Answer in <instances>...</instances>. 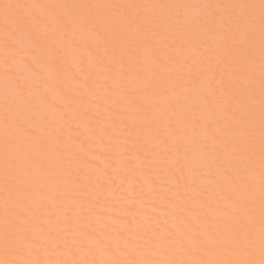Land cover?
I'll list each match as a JSON object with an SVG mask.
<instances>
[{
  "label": "rangeland",
  "instance_id": "374dc122",
  "mask_svg": "<svg viewBox=\"0 0 264 264\" xmlns=\"http://www.w3.org/2000/svg\"><path fill=\"white\" fill-rule=\"evenodd\" d=\"M0 192V264L255 263L264 0H0Z\"/></svg>",
  "mask_w": 264,
  "mask_h": 264
},
{
  "label": "bare ground",
  "instance_id": "6f19581e",
  "mask_svg": "<svg viewBox=\"0 0 264 264\" xmlns=\"http://www.w3.org/2000/svg\"><path fill=\"white\" fill-rule=\"evenodd\" d=\"M80 96H81V95H80ZM27 112H28V111H27ZM30 113H31V112H30ZM26 115H28V114H26ZM28 117H29V116H28ZM30 117H31V116H30ZM132 137H133V136H132ZM135 140H136V139H135ZM134 144H135V143H134ZM100 153H101V152H100ZM114 156H115V155H114ZM107 158H108V157H107ZM113 160H114V159H113ZM103 162H104V161H103ZM98 163H99V162H98ZM112 163H114V162L112 161ZM99 165H100V164H99ZM105 165H107V164H105ZM96 166H97V165H96ZM97 167H98V166H97ZM105 167H106V166H105ZM108 168H109V167H108ZM114 168H116V167H114ZM83 169H84V168H83ZM73 171H74V170H73ZM82 171H83V170H82ZM116 171H117V170H116ZM79 173H80V172H79ZM108 173H109V172H108ZM111 174H112V173H111ZM113 174H114V172H113ZM71 175H72V174H71ZM93 175H94V174H93ZM232 175H233V173H232ZM67 176H68V175H67ZM69 176H70V175H69ZM78 176H79V175H78ZM78 176H77V178H78ZM86 176H87V175H86ZM91 176H92V175H91ZM247 176H248V174H247ZM92 177H93V176H92ZM108 177H109V176H108ZM71 178H73V177H71ZM71 178H70V179H71ZM235 178H236V177H234V179H235ZM248 178H249V177H248ZM93 179H94V178H93ZM93 179H92V180H93ZM110 179H111V177H110ZM67 180H68V178H67ZM67 180H66V181H67ZM88 180H89V179H88ZM105 180H108V179H105ZM113 180H114V179H113ZM116 180H117V179H116ZM80 181H81V180H80ZM82 181H83V180H82ZM96 181H97V180H96ZM63 182H64V181H63ZM67 182H68V181H67ZM83 182H84V181H83ZM97 182H98V181H97ZM228 182H229V181H228ZM95 183H96V182H95ZM95 183L93 182L94 186H95ZM111 183H112V182H111ZM116 183H117V182H116ZM102 184H103V183H102ZM104 184H106V183H104ZM119 184H121V183H119ZM83 185H84V184H83ZM89 185H90V183H89ZM98 185H99V184H98ZM100 185H101V184H100ZM81 186H82V185H81ZM91 186H92V185H91ZM123 186H124V185H122V187H123ZM89 187H90V186H89ZM113 187H114V186H113ZM118 187H120V186H118ZM90 188H91V187H90ZM97 188H98V190H100V189H99V186H98ZM85 189H86V188H85ZM85 189H84V190H85ZM119 189H120V188H118V191H119ZM70 190H71V189H70ZM84 190H83V191H84ZM101 190H102V189H101ZM137 190H138V189H137ZM88 191H89V190H88ZM88 191H86V193H87ZM90 191H91V190H90ZM103 192H104V191H103ZM105 192H106V191H105ZM105 192H104V194H105ZM0 193H1V192H0ZM79 193H80V192H79ZM93 193H94V191H93ZM93 193H92V194H93ZM257 193H258V192H257ZM87 194H88V193H87ZM5 195H7V194H5ZM90 195H91V194H90ZM98 195H99V194H98ZM81 196H82V195H81ZM104 196H105V195H104ZM258 196H259V195H258ZM11 197H12V196H11ZM93 197H94V195H93ZM102 197H103V194H102ZM84 198H85V196H84ZM89 198H90V197H89ZM89 198H88V199H89ZM256 198H257V197H256ZM16 199H17V198H16ZM92 199H93V198H92ZM94 199H95V198H94ZM232 199H233V198H232ZM237 199H238V198H237ZM72 200H73V199H72ZM83 200H84V199H83ZM22 201H23V200H22ZM254 201H255V199H254ZM2 202H3V201H2ZM24 202H25V201H24ZM76 202H77V201H76ZM92 202H93V201H92ZM237 202H238V201H237ZM240 202H241V201H240ZM240 202H238V203H240ZM19 203H20V202H19ZM74 203H75V202H74ZM86 203H87V202H86ZM98 203H100V202H98ZM77 204H78V203H77ZM81 204H82V203H81ZM84 204H85V203H84ZM6 205H7V204H6ZM15 205H16V204H15ZM67 205H68V204H67ZM95 205H96V204H95ZM100 205H101V203H100ZM108 205H109V204H108ZM108 205H106V207H107ZM256 205H257V204H256ZM68 206H69V205H68ZM85 206H86V205H85ZM16 207H17V206H16ZM83 207H84V206H83ZM101 207H102V206H101ZM13 208H14V207H13ZM104 208H105V207H104ZM104 208H103V209H104ZM107 208H109V206H108ZM252 208H253V207H252ZM254 208L256 209V207H254ZM94 209H95V208H94ZM257 209H258V208H257ZM15 210H16V209H15ZM15 210H14V211H15ZM21 210H22V208H21ZM65 210H66V209H65ZM84 210H85V208H84ZM90 210H92V209H90ZM253 210H254V209H253ZM52 211H53V210H52ZM54 211H55V210H54ZM62 211H63V210H62ZM68 211H69V209H68ZM88 211H89V210H88ZM107 211H108V210H107ZM107 211H106V212H107ZM216 211H218V210H216ZM232 211H233V210H232ZM1 212H2V211H1ZM1 212H0V213H1ZM9 212H10V211H9ZM17 212H18V211H17ZM55 212H56V211H55ZM66 212H67V211H66ZM92 212H93V211H92ZM100 212H101V211H100ZM103 212H104V211H103ZM220 212L223 213L224 211H221V210H220ZM254 212H255V211H254ZM51 213H52V212H51ZM60 213H61V212H60ZM74 213H76V212H74ZM79 213H81V212H79ZM83 213H85V212H83ZM87 213H89V212H87ZM107 213H108V212H107ZM116 213H117V212H116ZM225 213H226V212H225ZM232 213H234V212H232ZM235 213H236V211H235ZM255 213H256V212H255ZM70 214H71V213H70ZM103 214H104V213H103ZM108 214H109V213H108ZM230 214H231V213H230ZM236 214H237V213H236ZM239 214H240V213H239ZM18 215H19V214H18ZM25 215H26V214H25ZM61 215H62V214H61ZM61 215H60V216H61ZM92 215H93V213H92ZM97 215H98V214H97ZM110 215H111V214H110ZM223 215H224V214H223ZM228 215H229V214H228ZM256 215H257V214H256ZM258 215H259V214H258ZM258 215H257V217H258ZM2 216H4V215H2ZM32 216H33V215H32ZM58 216H59V215H58ZM70 216H71V215H70ZM233 216H234V215H233ZM233 216H232V217H233ZM239 216H240V215H239ZM9 217H10V216H9ZM62 217H63V216H62ZM64 217H65V214H64ZM64 217H63V218H64ZM86 217H87V216H86ZM99 217H100V216H99ZM110 217H111V216H110ZM224 217H225V215H224ZM235 217H236V216H235ZM240 217H241V216H240ZM259 217H261V216L259 215ZM15 218H16V217H15ZM50 218H51V217H50ZM58 218H60V217H58ZM100 218H102V217H100ZM107 218H108V216H107ZM107 218H106V220H107ZM225 218H226V217H225ZM242 218H243V217H242ZM247 218H248V217H247ZM249 218H250V220H247V221H251L252 217L249 216ZM9 219H10V218H9ZM52 219H53V218H52ZM64 219H65V218H64ZM94 219H95V218H94ZM98 219H99V218H98ZM235 219H236V218H235ZM253 219H254V218H253ZM256 219H258V218H255L254 220H256ZM77 220H78V218L75 219V222H77ZM114 220H115V219H114ZM240 220H241V218H240ZM261 220H262V219L260 218V222H261ZM66 221L68 222V220H66ZM82 221H83V220H82ZM95 221H96V220H95ZM218 221H220V220H218ZM225 221H226V220H225ZM230 221H232V220H230ZM245 221H246V220H245ZM19 222H20V221H19ZM54 222H55V221H54ZM62 222H63V221H62ZM97 222H99V221H97ZM252 222H256V223H257V221H252ZM258 222H259V220H258ZM16 223H17V222H16ZM63 223H64V222H63ZM82 223H83V222H82ZM82 223H81V224H82ZM86 223H87V222H86ZM86 223H85V224H86ZM92 223H93V222H92ZM92 223H91V224H92ZM107 223H109V222H107ZM242 223H243V222H242ZM250 223H251V222H250ZM31 224H32V223H31ZM49 224H50V222H49ZM79 224H80V223H79ZM91 224H90V225H91ZM220 224H221V222H220ZM224 224H225V223H224ZM245 224H247V222H245ZM251 224H252V223H251ZM251 224L248 223L247 225H251ZM254 224H255V223H254ZM261 224H262V223H261ZM22 225H23V224H22ZM62 225H63V224H62ZM70 225H72V223H71ZM95 225L97 226V223H96ZM99 225H100V224H99ZM232 225H233V223H232ZM234 225H235V224H234ZM247 225H245V226H247ZM255 225H256V224H255ZM16 226H17V225H16ZM54 226H55V225H54ZM56 226H57V225H56ZM68 226H69V225H68ZM76 226H77V224H76ZM79 226H80V225H79ZM84 226H85V225H84ZM88 226H89V225H88ZM93 226H94V225H93ZM93 226H92V227H93ZM113 226H115V225H113ZM241 226H242V225H241ZM4 227H5V226H4ZM57 227H58V226H57ZM85 227H86V226H85ZM228 227H229V226H228ZM236 227H237V226H236ZM250 227H251V228H254V227H252V226H250ZM16 228H17V227H16ZM35 228H36V226H35ZM214 228H215V227H214ZM224 228H225V227H224ZM226 228H227V226H226ZM229 228L232 229L231 226H230ZM229 228H228V229H229ZM239 228H240V227H239ZM242 228H243V226H242ZM245 228L248 229V230H246V231H251V229L249 230V228H247V227H245ZM245 228H244V229H245ZM260 228H261V226H259V227H258V225L256 226V230L258 229V230H257L258 232H259V229H260ZM48 229H49V227H48ZM54 229H55V228H54ZM60 229H61V228H60ZM74 229H75V228H74ZM74 229H73V230H74ZM83 229H84V228H83ZM89 229H90V228H89ZM240 229H241V228H240ZM120 230H121V229H120ZM238 230H239V229H238ZM57 231H58V230H57ZM83 231H84V230H83ZM83 231H81V232H83ZM87 231H88V230H87ZM93 231H94V228H93ZM93 231H92V233H93ZM218 231H219V229H218ZM218 231H217V232H218ZM233 231H235V229H233ZM239 231H240V230H239ZM242 231H243V230H242ZM246 231H244V233H245ZM257 231L254 230V231H253L254 234H255ZM76 232H78V229H77ZM167 232H168V231H167ZM235 232H236V231H235ZM258 232L256 233V234H257V238L259 237V236H258ZM261 232H262V231H261ZM56 233H58V232H56ZM70 233H71V230H70ZM79 233H80V232H79ZM92 233H91V234H92ZM112 233H113V232H112ZM226 233H227V232H226ZM248 233H251V232H248ZM34 234H35V233H34ZM52 234H53V233H52ZM80 234H81V233H80ZM93 234H94V233H93ZM174 234H175V233H174ZM178 234H179V233H178ZM205 234H206V233H205ZM212 234H213V233H212ZM212 234H211V235H212ZM220 234H221V233H220ZM236 234H237V233H236ZM239 234H241V233H239ZM260 234L262 235V233H260ZM35 235H36V234H35ZM35 235H34V236H35ZM72 235H73V234H72ZM86 235H87V234H86ZM94 235H96V234H94ZM98 235H99V234H98ZM171 235H172V234H171ZM248 235H249V234H248ZM250 235H252V233H251ZM261 235H260V236H261ZM50 236H51V235H50ZM56 236H57V235H56ZM78 236H79V234H78ZM82 236H83V235H82ZM100 236L103 237L102 235H100ZM168 236H169V235H168ZM174 236H175V235H174ZM221 236H222V235H221ZM221 236H220V237H221ZM227 236H228V235H227ZM227 236H226V237H227ZM233 236H235V235H233ZM233 236H232V237H233ZM240 236H241V235H240ZM242 236H243V235H242ZM252 236L256 237V235H252ZM263 236H264V234H263ZM43 237H44V236H43ZM53 237H54V235H53ZM68 237H69V235H68ZM84 237H85V236H84ZM87 237H88V236H87ZM95 237H96V236H95ZM169 237H170V236H169ZM177 237H178V236H177ZM229 237H231V234H230ZM229 237H227V238H229ZM232 237H231V238H232ZM243 237H246L245 234H244ZM248 237H249V236H248ZM250 237H251V236H250ZM261 237H262V236H261ZM81 238H83V237H81ZM88 238H89V237H88ZM93 238H94V236H93ZM112 238H113V237H112ZM208 238H209V237H207V239H208ZM217 238H218V237H217ZM223 238H224V237L222 236V239H223ZM227 238H225V240H222L221 238H219V239H221V242H222V241L225 242V241H227ZM231 238H230V239H231ZM257 238H253V239H255V240L258 241V239H259L260 237H259L258 239H257ZM23 239H24V238H23ZM27 239H28V238H27ZM30 239H31V238H30ZM67 239H68V238H66V240H67ZM91 239H92V237H91ZM94 239H95V238H94ZM102 239H103V238H102ZM109 239H111V238H109ZM173 239H174V238H173ZM178 239H180V238H178ZM212 239H215V238H212ZM219 239H218V240H219ZM230 239H229V242H230ZM239 239H240V238H239ZM243 239L245 240V238H243ZM243 239H242V240H243ZM246 239H249V238L246 237ZM263 239H264V238H263ZM86 240H88V239L86 238ZM86 240H85V242H86ZM92 240H93V239H92ZM92 240H91V241H92ZM95 240H96V239H95ZM97 240H98V239H97ZM97 240H96V241H97ZM132 240H133V239H132ZM171 240H172V239H171ZM185 240H186V239H185ZM234 240L237 241V239H235V238H234ZM234 240H232V241H234ZM250 240H251V239H250ZM255 240H254V241H253V240L250 241L251 243H248L247 245L249 246V244H250V246H251L253 242H255V243L258 244V242L255 241ZM259 240H260V239H259ZM261 240H262V239H261ZM261 240H260V241H261ZM31 241H32V240H31ZM31 241H30V242H31ZM33 241H34V240H33ZM47 241H48V239H47ZM100 241H101V239H100ZM172 241H173V240H172ZM174 241H175V240H174ZM174 241H173V242H174ZM181 241H184V240H181ZM188 241H189V240H188ZM188 241H187V242H188ZM238 241H239V240H238ZM246 241H249V240H246ZM263 241H264V240H263ZM27 242H28V241H27ZM48 242H49V241H48ZM85 242H84V243H85ZM88 242H89V241H88ZM92 242H95V241L93 240ZM185 242H186V241H185ZM212 242H214V241H212ZM221 242H220V243H221ZM229 242H228V243H229ZM20 243H21V242H20ZM22 243H24V242H22ZM33 243H34V242H33ZM42 243H43V242H42ZM45 243H46V242H45ZM98 243H99V242H98ZM208 243H209V242H208ZM234 243H236V242H234ZM238 243H239V242H237V244H238ZM261 243H262V241H261ZM37 244H38V243H37ZM43 244H44V243H43ZM82 244H83V242H82ZM86 244H87V242H86ZM92 244H93V243H92ZM92 244H91V245H92ZM186 244H187V243H186ZM209 244L211 245V243H209ZM241 244L243 245V243H241ZM257 244H256V245H257ZM263 244H264V243H263ZM18 245H20V244H18ZM72 245H73V244H72ZM74 245H75V244H74ZM84 245H85V244H84ZM84 245H83V246H84ZM174 245H175V244H174ZM207 245H208V244H207ZM207 245H206V246H207ZM222 245H223V244H222ZM232 245H233V244H232ZM232 245H231V246H232ZM242 245H241V246H242ZM247 245H245V247H247ZM256 245H255V247L251 246V248L247 247V248L250 249V250L247 251V252H246V250H248V249H246V250L244 249L245 252H246V254H247V256L249 255L248 252L251 253V251H252V252L254 251V255H260V254L262 253L263 255L261 254L260 257L264 256V253H263V252L260 253L261 248H263V247L261 246L262 244L257 245L258 247H256ZM31 246H32V245H31ZM52 246H53V245H52ZM56 246H58V245L56 244ZM56 246H55V247H56ZM85 246H86V245H85ZM89 246H90V245H89ZM105 246H106V245H105ZM172 246H173V245H172ZM212 246H213V245H212ZM226 246H227V245H225V248H226ZM18 247H19V246H18ZM59 247H60V246H59ZM63 247H65V246H63ZM75 247H76V245H75ZM93 247H94V245H93ZM108 247H112V246H108ZM134 247H136V246H134ZM213 247H214V246H213ZM221 247L223 248V246H221ZM228 247H230V246H228ZM245 247H244V245H243V248H245ZM259 247H260V248H259ZM50 248H51V247H50ZM116 248H117V246H116ZM173 248H174V247H173ZM215 248H216V247H215ZM215 248H214V249H215ZM231 248H232V247H231ZM231 248H230V250H231ZM255 248H257V249L259 250V252H258V250H257V253H260V254H257V253H256V249H255ZM11 249H12V248H11ZM20 249H21V246H20ZM35 249H36V248H35ZM70 249H71V248H70ZM175 249H176V247H175ZM234 249L236 250V247L233 248V250H234ZM251 249H254V250H251ZM6 250H7V249H6ZM63 250H65V249H63ZM68 250H69V249H68ZM89 250H91V249H89ZM89 250H88V251H89ZM93 250H94V249H93ZM162 250H163V249H162ZM165 250H166V249H165ZM177 250H178V248H177ZM222 250L225 251V249H222ZM227 250H228V248L226 249V251H227ZM230 250H229V253H230ZM235 250H234V251H235ZM238 250H239V248H238ZM263 250H264V249H262V251H263ZM21 251H22V250H21ZM47 251H48V250H47ZM47 251H46V252H47ZM69 251H70V250H69ZM78 251H79V250H78ZM120 251H121V250H120ZM154 251H155V250H154ZM167 251H168V250H167ZM200 251H201V250H200ZM206 251H207V250H206ZM208 251H209V250H208ZM220 251H221V250H220ZM240 251H242V250H240ZM10 252H11V251H10ZM10 252H9V254H10ZM60 252H63V253H64V251H62V250H61ZM67 252H68V251H67ZM91 252H92V250H91ZM158 252H159V251H158ZM182 252H183V250H182ZM213 252H215V250H214ZM236 252H239V251L236 250ZM23 253H24V252H23ZM63 253H62V254H63ZM73 253H74V252H73ZM75 253H76V252H75ZM87 253H88V252H87ZM114 253H115V252H114ZM127 253H128V252H127ZM187 253H189V251H188ZM187 253L185 252V254H187ZM190 253H193V252H190ZM200 253H201V252H200ZM210 253H212L211 250H210ZM223 253H224V252H223ZM241 253H242V252H241ZM243 253H244V252H243ZM255 253H256V254H255ZM14 254H15V253H14ZM37 254H38V253H37ZM67 254H69V253H67ZM77 254H78V252H77ZM102 254H103V253H102ZM102 254H101V255H102ZM170 254H171V256L173 255L172 252H171ZM170 254H169V256H170ZM174 254H175V253H174ZM177 254H178V252H177ZM230 254H231V253H230ZM246 254H245V255H246ZM252 254H253V253H252ZM4 255H5V254H4ZM51 255H52V254H51ZM53 255H54V254H53ZM79 255H81V254H79ZM88 255H89V254H88ZM164 255H165V254H164ZM180 255H182V254H180ZM189 255H190V254H189ZM189 255H187V257H188V260L190 261L191 258H189ZM194 255H195V253H194ZM198 255H199V254H198ZM212 255H213V254H212ZM214 255H215V254H214ZM217 255H218V254H217ZM220 255H221V253H220ZM227 255H228V254H227ZM231 255H232V254H231ZM239 255H240V253H239ZM239 255H237V256H239ZM250 255H251V254H250ZM11 256H12V255H11ZM25 256H26V254H25ZM59 256H61V254H60ZM71 256H72V255H71ZM117 256H119V255H117ZM206 256H207V255H206ZM209 256L212 257L210 254H209ZM234 256H235V252H234ZM242 256H243V255H242ZM36 257H38V256H36ZM44 257H45V256H44ZM52 257H53V256H52ZM72 257H73V256H72ZM96 257H97V256H96ZM119 257H121V256H119ZM126 257H127V256H126ZM190 257H191V255H190ZM245 257H246V256H245ZM252 257H253V256H252ZM260 257L257 256L258 260H257L256 256H255L256 259H255V258H252V260H253L255 263H252V261H251V262L249 261V260H250V256L248 257L249 259L246 257L250 263L247 262V261H245V262H246V263H245V262L243 261V262H244L243 264H247V263H248V264H251V263H252V264H256V263H258V264H259V262H261V261L259 260ZM22 258H23V257H22ZM54 258H55V257H54ZM68 258H70V257L68 256ZM77 258H78V255H77ZM81 258H82V257H81ZM83 258H84V257H83ZM127 258H128V257H127ZM158 258H159V257H158ZM166 258H167V257H166ZM172 258H173V256H172ZM179 258H180V257H179ZM228 258H229V257H228ZM235 258H236V257H235ZM235 258H234V259H235ZM241 258H243V257H241ZM241 258H240V259H241ZM50 259H51V258H50ZM50 259L48 258V260H50ZM79 259H80V258H79ZM87 259H89V258H87ZM185 259H187V258H185ZM209 259H210V258H208V260H209ZM225 259H226V258H225ZM243 259H244V258H243ZM262 259H263V258H262ZM20 260H21V259H20ZM22 260H23V259H22ZM32 260H33V259H32ZM36 260H37V259H36ZM41 260H43V259H41ZM61 260H62V259H61ZM75 260H76V258H75ZM100 260H101V259H100ZM128 260H129V259H128ZM128 260L126 259V261H128ZM164 260H165V259H164ZM196 260H197V259H196ZM205 260H206V259H205ZM17 261H18V259H17ZM27 261H28V259H27ZM65 261H66V260H63V262H65ZM83 261H84V259H83ZM86 261H88V260H86ZM116 261H118L117 258H116ZM161 261H163V260H161ZM170 261L173 262L172 259H171ZM179 261L182 262V259L179 260ZM183 261H184V259H183ZM206 261H207V260H206ZM210 261H211V260H210ZM257 261H259V262H257ZM28 262H29V261H28ZM30 262H31V261H30ZM34 262H35V261H34ZM49 262H51V261H49ZM49 262H48V263H49ZM53 262H56V261H53ZM53 262H52V263H53ZM89 262H90V261H88V263H89ZM93 262H94V261H93ZM98 262H99V261H98ZM107 262L109 263V261H107ZM113 262H114V261H113ZM166 262H167V261H166ZM172 262H171V263H172ZM190 262H192V261H190ZM199 262H200V261H199ZM201 262H202V261H201ZM216 262H217V261H216ZM216 262H215V263H216ZM220 262H222V261H220ZM223 262H224V261H223ZM236 262H237V261H236ZM238 262H239V260H238ZM19 263H20V262H18V264H19ZM24 263H25V262H24ZM59 263H61V262H59ZM101 263H103V262H101ZM176 263H177V262H176ZM182 263H183V262H182ZM185 263H186V262H185ZM188 263H189V262H188ZM203 263H204V261H203ZM206 263H207V262H206ZM209 263H211V262H209ZM209 263H208V264H209ZM212 263H213V262H212ZM215 263H213V264H215ZM217 263H219V262H217ZM217 263H216V264H217ZM263 263H264V261H263ZM8 264H9V263H8ZM21 264H22V263H21ZM30 264H31V263H30ZM42 264H43V263H42ZM68 264H69V263H68ZM78 264H79V263H78ZM83 264H84V263H83ZM93 264H94V263H93ZM98 264H99V263H98ZM106 264H107V263H106ZM169 264H170V262H169ZM172 264H173V263H172ZM225 264H226V263H225ZM227 264H228V263H227ZM233 264H234V262H233ZM236 264H237V263H236ZM240 264H242V263H240ZM260 264H262V263H260Z\"/></svg>",
  "mask_w": 264,
  "mask_h": 264
}]
</instances>
